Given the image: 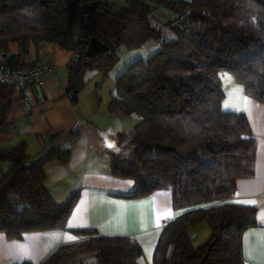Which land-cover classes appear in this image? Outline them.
I'll list each match as a JSON object with an SVG mask.
<instances>
[{
  "label": "trees",
  "instance_id": "1",
  "mask_svg": "<svg viewBox=\"0 0 264 264\" xmlns=\"http://www.w3.org/2000/svg\"><path fill=\"white\" fill-rule=\"evenodd\" d=\"M160 8L174 15L165 38L150 22ZM92 37L108 49L87 58ZM29 41L74 52L68 91L75 94L87 72L108 76L120 46L159 43L158 51L132 61L115 81L110 111L139 122L130 134L102 132L111 173L134 182L127 198L170 190L172 207L184 210L164 224L152 264H245L242 235L257 226L256 210L219 202L234 193L237 180L253 175L256 143L246 116L222 108L220 75L229 73L246 95L264 103V0H125L122 6L108 0H0V65L8 71L33 66L20 61ZM9 43L18 44L19 54H7ZM14 92L0 84V133L8 129ZM67 156L56 149L46 161L63 163ZM46 161L28 164L23 143L0 149V163L9 164L0 176V232L8 238L65 228L75 196L62 206L51 199L43 187ZM200 223L210 235L194 247L187 231ZM76 233L88 237L42 264H58L81 250L96 251L98 264H138L142 255L128 237Z\"/></svg>",
  "mask_w": 264,
  "mask_h": 264
},
{
  "label": "crops",
  "instance_id": "2",
  "mask_svg": "<svg viewBox=\"0 0 264 264\" xmlns=\"http://www.w3.org/2000/svg\"><path fill=\"white\" fill-rule=\"evenodd\" d=\"M19 52L17 43L8 44V55ZM74 57V52L55 44H34L31 41L20 57V61L28 66L46 62L53 67L54 73L44 76L38 87L12 94L8 129L0 133V149L23 143L30 165L46 161L53 150L67 151L66 162L53 160L44 163L43 187L59 206L74 196L75 201L64 229L28 231L19 239L8 238L0 232V264H42L59 248L85 240L88 236L76 233L81 230H92L102 237H128L142 250L138 264H152L164 224L184 210L172 207L170 190H157L139 199L127 198L126 195L135 190L134 182L111 173L102 132L111 129L130 134L139 122L136 117L110 111L115 81L129 63L114 73L112 70L106 77L101 73L87 72V82L73 101L68 91V65ZM4 59V54L0 53V62ZM220 79L224 92L222 108L246 116L256 151L253 175L237 180L234 193L219 203L255 208L257 226L242 235V258L245 264H264V103L246 95L241 84L229 73H221ZM238 89H242V93H238ZM237 95L251 101L247 109L242 103L239 109L225 107L226 104H236ZM8 168V163H0V176ZM168 212L170 216L165 215ZM187 234L192 245L198 247L208 239L210 232L205 223H200L189 228ZM68 236L75 239L68 240ZM96 256V251H76L58 264H98Z\"/></svg>",
  "mask_w": 264,
  "mask_h": 264
},
{
  "label": "rangeland",
  "instance_id": "3",
  "mask_svg": "<svg viewBox=\"0 0 264 264\" xmlns=\"http://www.w3.org/2000/svg\"><path fill=\"white\" fill-rule=\"evenodd\" d=\"M110 3L122 6L125 4V0H108ZM174 15L168 9H155L150 17V22L153 27L161 32L163 38L169 37L168 24L173 19ZM160 48L159 43L154 41L146 42L144 45L137 49L129 50L124 46H120L117 50L118 61L113 68V73L118 69L124 67L127 63H131L134 60L142 59L145 61L151 55H153ZM127 64V65H129Z\"/></svg>",
  "mask_w": 264,
  "mask_h": 264
},
{
  "label": "built area",
  "instance_id": "4",
  "mask_svg": "<svg viewBox=\"0 0 264 264\" xmlns=\"http://www.w3.org/2000/svg\"><path fill=\"white\" fill-rule=\"evenodd\" d=\"M54 73L52 66L39 62L31 67L8 71L0 65V84L13 87L15 91L23 92L31 87H38L44 76Z\"/></svg>",
  "mask_w": 264,
  "mask_h": 264
},
{
  "label": "water",
  "instance_id": "5",
  "mask_svg": "<svg viewBox=\"0 0 264 264\" xmlns=\"http://www.w3.org/2000/svg\"><path fill=\"white\" fill-rule=\"evenodd\" d=\"M107 49L108 47L104 43H102L95 37H92L88 41V44L85 50V56L87 58H91V57L104 53ZM74 95H75V91H71L70 92L71 98H73Z\"/></svg>",
  "mask_w": 264,
  "mask_h": 264
},
{
  "label": "snow or ice",
  "instance_id": "6",
  "mask_svg": "<svg viewBox=\"0 0 264 264\" xmlns=\"http://www.w3.org/2000/svg\"><path fill=\"white\" fill-rule=\"evenodd\" d=\"M228 79H230V77H226ZM238 93H242V89H238L236 90ZM236 100H237V103L236 104H226L225 107L228 108V107H234V108H237L239 109V106L240 104L242 103L243 106H244V109H247L248 106L251 104V101L248 99V97H243L241 95H237L236 96ZM237 203H244V204H255L256 202L255 201H236ZM166 216H170L171 213L168 212V213H165ZM68 240H73L75 239V237H72V236H68L67 237Z\"/></svg>",
  "mask_w": 264,
  "mask_h": 264
}]
</instances>
